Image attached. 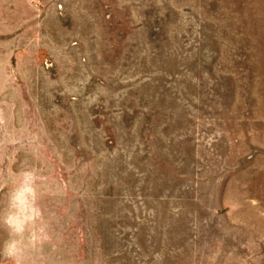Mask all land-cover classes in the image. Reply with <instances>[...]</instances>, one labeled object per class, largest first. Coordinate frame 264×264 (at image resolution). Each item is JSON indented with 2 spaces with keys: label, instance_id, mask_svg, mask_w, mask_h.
Returning a JSON list of instances; mask_svg holds the SVG:
<instances>
[{
  "label": "rangeland",
  "instance_id": "374dc122",
  "mask_svg": "<svg viewBox=\"0 0 264 264\" xmlns=\"http://www.w3.org/2000/svg\"><path fill=\"white\" fill-rule=\"evenodd\" d=\"M0 264H264V0H0Z\"/></svg>",
  "mask_w": 264,
  "mask_h": 264
}]
</instances>
